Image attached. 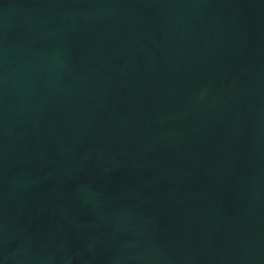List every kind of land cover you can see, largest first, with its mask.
Returning <instances> with one entry per match:
<instances>
[{
    "label": "water",
    "instance_id": "water-1",
    "mask_svg": "<svg viewBox=\"0 0 264 264\" xmlns=\"http://www.w3.org/2000/svg\"><path fill=\"white\" fill-rule=\"evenodd\" d=\"M0 264H264V0H0Z\"/></svg>",
    "mask_w": 264,
    "mask_h": 264
}]
</instances>
